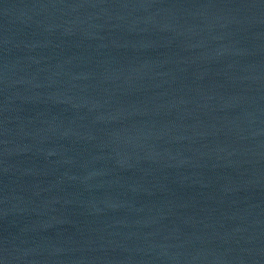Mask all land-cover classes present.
<instances>
[{
  "label": "water",
  "instance_id": "water-1",
  "mask_svg": "<svg viewBox=\"0 0 264 264\" xmlns=\"http://www.w3.org/2000/svg\"><path fill=\"white\" fill-rule=\"evenodd\" d=\"M0 264H264V0H0Z\"/></svg>",
  "mask_w": 264,
  "mask_h": 264
}]
</instances>
